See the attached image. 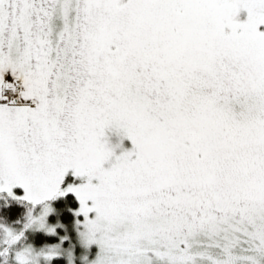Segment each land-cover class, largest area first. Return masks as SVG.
Wrapping results in <instances>:
<instances>
[{
  "label": "snow or ice",
  "instance_id": "obj_1",
  "mask_svg": "<svg viewBox=\"0 0 264 264\" xmlns=\"http://www.w3.org/2000/svg\"><path fill=\"white\" fill-rule=\"evenodd\" d=\"M70 228L85 264H264V0H0V264H76Z\"/></svg>",
  "mask_w": 264,
  "mask_h": 264
},
{
  "label": "rangeland",
  "instance_id": "obj_2",
  "mask_svg": "<svg viewBox=\"0 0 264 264\" xmlns=\"http://www.w3.org/2000/svg\"><path fill=\"white\" fill-rule=\"evenodd\" d=\"M240 18H241V19L246 18V14L242 13ZM109 137H110V142H111L112 144H115V143H118V142H119L118 137H117L114 133H109ZM122 144H123L122 148H119V149L116 150V151H117V154H119V153L122 152L123 150H131L132 147H133L131 141H130L129 139H127V138H124V139H123ZM51 219H52V218H51ZM51 219H50V223L55 224ZM61 229H63V228H57V232H58L59 234H60ZM63 230H64V229H63ZM41 232H42V231H40V233H41ZM35 233H38V232H35ZM35 233H29V239H30V241H32L31 238H32V236L35 235ZM43 233H44V232H43ZM64 234H65V233L60 234V235H64ZM69 235H70V233H69ZM49 236H51V235H49ZM70 236H71V235H70ZM71 242L76 244V248H75L76 264H85V261L82 259V257L85 256V255L88 257V260H89V261L94 260V259L96 258V256H97L98 252H99V248H98L97 245H92L89 249H85L84 247H82V246L77 242L76 237H74V238L72 237V241H71ZM57 243H58V242H57ZM64 248H65V249H68V248H69V241H65V242H64ZM63 258H65L66 261L68 262L66 256L63 257ZM52 262H53V260H52ZM52 262H51V264H52Z\"/></svg>",
  "mask_w": 264,
  "mask_h": 264
},
{
  "label": "trees",
  "instance_id": "obj_3",
  "mask_svg": "<svg viewBox=\"0 0 264 264\" xmlns=\"http://www.w3.org/2000/svg\"><path fill=\"white\" fill-rule=\"evenodd\" d=\"M15 217H10V219H14ZM61 221L63 222V218L60 217ZM54 223H56L57 218L56 217H52L51 219ZM64 230L61 229L60 234H63ZM69 233L71 235V237H76V232L73 229H69ZM32 241L37 245H43L45 243L47 244H56L57 242H59V236H49L43 232H38L35 233L34 236H32ZM52 264H68V262L66 261L65 258H57V259H53Z\"/></svg>",
  "mask_w": 264,
  "mask_h": 264
}]
</instances>
